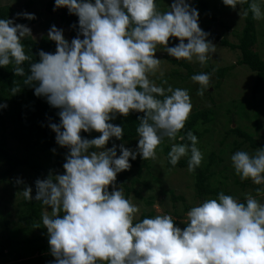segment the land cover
<instances>
[{
    "label": "clouds",
    "instance_id": "9594fccd",
    "mask_svg": "<svg viewBox=\"0 0 264 264\" xmlns=\"http://www.w3.org/2000/svg\"><path fill=\"white\" fill-rule=\"evenodd\" d=\"M223 3L233 9L248 4L240 16L250 11L253 19H264L260 0ZM61 7L78 16V34L69 42L63 29L52 25L47 37L56 42V51L40 50V60L29 64L27 75L22 65L31 57L21 41L32 30L0 18V67L14 65L24 85L59 109L60 121L50 127L57 143L69 149L63 174L37 179L35 197L30 186L22 191L26 200L51 209V215H42L55 257L49 264H264V203L250 193L243 201L223 191L203 199L187 211L182 228L171 214L137 219L139 207L115 185L117 174L131 168L130 158L156 159L164 138L175 141L185 127L193 108L188 90L158 86L149 75L160 67L158 45L177 60L195 58L201 65L216 52L199 25L197 8L189 0H173L165 12L156 0H55L53 10ZM16 16L36 18L28 12ZM172 37L179 39L175 46H169ZM210 78L211 73L191 77L201 85L198 95L209 88ZM19 91L18 86L11 89L12 95ZM132 111L144 113L138 117L136 148L124 143L106 147L113 137H124V127L111 121ZM93 130L101 135L82 137V131ZM185 139L191 143L172 144L169 163L177 165L190 151L188 171L194 172L203 153L191 130L179 136ZM230 159L242 181L264 186V147L255 153L238 150ZM256 193H264V187Z\"/></svg>",
    "mask_w": 264,
    "mask_h": 264
},
{
    "label": "trees",
    "instance_id": "16d2710c",
    "mask_svg": "<svg viewBox=\"0 0 264 264\" xmlns=\"http://www.w3.org/2000/svg\"><path fill=\"white\" fill-rule=\"evenodd\" d=\"M55 5V0H49L46 4V10L57 15L60 19V24L62 27L67 29L70 34L71 40L75 38L78 34L79 24L78 16L75 14H70L66 7H61L57 10H53ZM32 6V1L27 4V8ZM245 10L248 9V4L242 5ZM202 7L207 16L211 19L216 20V17L210 13L207 8V4L202 3ZM22 12L20 9H16L9 5L0 6V18L14 19L15 23L25 24L28 27L33 25L35 19H27L26 17H17L16 14ZM75 25V27H73ZM224 27H228L225 22H222ZM234 34L238 38V42H232L227 38H221L220 36L213 35L208 36L210 41L219 40L221 44L232 49L239 50L241 53L240 58L237 62L230 66L222 67L215 71L217 74L216 88L220 87L223 78L237 66L246 65L252 71L256 73V78L254 79L253 91L257 93L261 90L264 85V59L261 54L256 49L258 45V29L257 21L253 19L252 13L249 11L248 15L245 16V25L242 31H234ZM179 41L178 38L170 39L169 46H174ZM25 46V52L31 57L30 61H25L23 67L25 68V74H28L29 64L32 62H38L40 60L39 52L44 50L49 53H55L56 42L48 39L44 36L40 41L34 39L32 36L25 37L21 41ZM163 46V45H158ZM169 61L174 64L180 65L187 69L188 73L186 75L177 74V76L183 81H187L194 74L203 73L202 71L194 70L193 67L185 61L173 59L167 57ZM14 65L10 64L7 67H0V104H7L6 108H0V183L4 184L2 187L3 194L0 196L4 199L2 205L0 204V264L5 259L10 256L16 259L23 258L25 255L34 256L39 255L35 258L34 264H41L48 255L51 254L50 246L48 241V235L46 233V227L42 225V215L45 209L48 208L44 206L41 201L33 199L32 201L26 200L24 197L19 198L20 202L17 204L20 207V227H11V213L7 210V204L9 199H6L9 195L12 199L17 196V193H12L9 190L10 185L13 184V180L19 175V179L24 174L28 176V179L34 180V184L30 186L32 189L35 188V181L37 179L47 178V170H51L53 174H60L65 172L63 164L66 162V154L69 149L64 146H60L56 141V133L51 129V123H59L60 117L57 115L59 109L52 107L43 96L35 95V89L32 86L24 85V77L16 76L13 71ZM15 82V84H14ZM14 86H18L20 91L15 95H12L11 89ZM162 99V97H161ZM252 99H255L253 96ZM257 103H254L256 106ZM231 111L228 109V123L231 128L225 131L224 140L221 141V145H226L228 139L233 135V145L238 144V138L242 139L240 145L246 143L250 148L258 149L264 147V142H260L256 135H259V130H261V123L258 119L260 114L256 111L253 116V129L248 126H238L236 128L232 127V123L235 118L230 117ZM232 114V113H231ZM144 115V113L132 111L128 116H123L117 114L116 119L111 121L114 124H119L124 127V137L123 139H116L113 137L110 139L106 147H112L113 143L119 145L124 143L128 147L136 148L138 144L139 137L136 133V128L139 124L138 117ZM215 119L214 112L211 110H195L191 113L185 123L184 129L177 134V143H191L190 141H180L179 136L185 135L191 130L200 139L205 137L206 132L203 130V126H207L209 123H213ZM82 137H87L89 139L98 137L101 133L93 130L92 132H81ZM162 149L167 155V168H188V160L191 156L189 151L188 155L180 159L177 165L172 166L169 163L168 152L171 150L169 144L162 141ZM238 144V146H240ZM198 147V144H197ZM56 149L55 152L52 149ZM235 149V148H234ZM119 151V148L117 149ZM120 152V151H119ZM224 149L220 150V153L224 154ZM132 164L139 169V174L142 172V168H151L149 159L144 160L143 163H139L138 158L131 160ZM225 159L223 156L217 155L216 152H211L208 157L202 160L201 165L192 172L195 179V189L197 192V198L203 201L209 196L214 198L218 195L220 190L218 187H213L212 178L216 176V171L214 168L217 165L224 164ZM2 166V168H1ZM228 165L222 171L224 176V181L227 180L225 175ZM235 174V173H234ZM236 183L240 184L242 188H247L252 185V181L241 180L238 175L235 174ZM23 178V177H22ZM139 179L131 178L130 172L125 170L120 173L115 181V184L121 186L125 190V197L130 198L132 194L136 196H141V193L135 189V184ZM13 189H19V186H13ZM257 187H264L258 185ZM255 187V189H257ZM112 190V186H109V191ZM256 191V190H255ZM227 194L226 192H224ZM172 200L174 206L177 207V202L181 201L185 204L184 213L189 210L186 205V199L183 196H177L174 192H171ZM211 197V198H213ZM147 204L153 205L151 198H147ZM5 205V207L3 206ZM50 209V208H48ZM51 210V209H50ZM155 210L150 212H145L142 214L140 219L144 217L155 216ZM176 220V224L180 227H186L180 221V219L186 218L184 214L179 211H174L172 215ZM3 225V226H2ZM39 225V227H36ZM3 227V231L1 230ZM41 230L39 234L31 237L33 231ZM7 231V232H6ZM4 232V233H3ZM6 232V233H5ZM26 232V236L20 240L21 233ZM22 244H25L26 253L21 252ZM101 264H106V262H101Z\"/></svg>",
    "mask_w": 264,
    "mask_h": 264
},
{
    "label": "rangeland",
    "instance_id": "374dc122",
    "mask_svg": "<svg viewBox=\"0 0 264 264\" xmlns=\"http://www.w3.org/2000/svg\"><path fill=\"white\" fill-rule=\"evenodd\" d=\"M31 1L32 6L27 8V4H29ZM48 1L49 0H0V6L9 5L16 9H20L22 12L34 13L36 22L29 26L32 30V37L34 39L40 41L44 36H47L51 26L56 25L58 28L63 29L65 38L70 42L71 38L69 31L62 27L59 17L49 13L46 10V4ZM172 2L173 0H156L157 8L161 12L168 11L170 10L169 5H171ZM189 2L199 11V25L202 30L210 34L209 36L217 35L221 38H227L232 42H238V38L234 34V31H242L245 25V16H240L241 9L245 10L242 5H237L236 8L233 9L231 6H226L223 3V0H189ZM204 2L207 4V8L210 13L216 17V20L211 19L205 14L202 7V3ZM260 3L262 10H264V0H260ZM256 21L259 40L256 49L264 59V19ZM222 22H225L228 27H224ZM170 39L172 40L176 38L172 37ZM211 42L215 44L216 52L209 54V59L205 65H201L195 60V58L192 62L182 59V61L188 62L195 71L198 70L202 71L203 73H211L209 88L205 90L203 96L198 95V89L201 87L199 83L192 81L191 78L187 81H183L177 76V74L186 75L188 71L186 68L174 64L168 60L167 57L171 56L163 49L164 46H157L156 56L161 59L160 67L154 75L150 74L149 78L150 80L155 81L158 86L167 88L168 85H171L173 88L179 87L187 89L193 105L191 113L195 112L196 109H206L214 112L215 119L213 123H209L207 126L202 127L203 130L207 129L208 131L206 132L205 137L200 139L198 142V148L203 153V159L208 157L211 152H216L217 155L223 156L225 159L224 164L222 163L221 165H217L214 168L216 171V176L211 180V182L214 184L212 186L218 187L220 190L226 192L229 195L238 197L241 201L244 200L245 194L250 193L261 203H264V193L257 195L255 191V187L258 185L252 183V185L248 186L247 188H242L240 184L236 183V177L234 174L235 172L231 166L230 159L231 155L238 150H245L250 153H255L257 149L250 148L246 143L240 145L242 142V139L240 138L237 139L240 146H238V144L234 146L233 140L235 136L233 135L228 139L226 145H221V141H223L225 137V131L228 128H231L227 117L228 109L232 113H230V117L233 116L235 118L234 122L232 123V127L236 128L238 126H248L250 129H253V131H255V128H253V116L255 115L256 111H258L260 113L258 115V119L260 120L262 126L261 130H259V135L256 136L260 142H264V85L260 91L255 93L253 91V87L256 73L248 66L242 65L231 70L226 75V77L223 78L220 87L216 88L217 74L215 71L222 67L235 64L240 58L241 53L239 50H232L222 45L221 41L219 40H213ZM178 43L179 41L176 44ZM164 81H167V84H165ZM253 96H255V99H252ZM254 103H257V105L254 106ZM163 141H165L166 144H169L170 147L173 143H177L176 140L172 141L167 137H165ZM129 148L134 149L133 147ZM221 149H224L225 151L223 155L220 153ZM156 151L157 158L149 159L151 168L149 170L145 167L142 168V172L140 174L138 167L132 164L130 158L131 168L128 169V171L130 172L131 178L139 179V181L135 184V189L141 193V196L132 194L129 198L131 202L137 205L140 209L139 213L137 214V219H140L143 213L150 212L152 210H155L156 215H173L174 211H179L186 217V213H184V209L186 207L184 202L178 201L177 207L174 206L171 192H174L177 196H183L186 199V205L190 210L192 206H195L201 202V200L198 199L196 195L197 192L195 189L194 176L192 172L188 171V168H167V155L162 149V144L158 146ZM117 154H120L118 150ZM137 158L139 163H143V159L139 155ZM226 165L229 167L225 172L227 180L224 181L222 171L225 169ZM46 172L47 177L50 173L53 174L51 170H47ZM63 173L64 172L60 174ZM120 173H118L117 176ZM18 179L19 175L14 178L13 184L9 187V190L12 191V193H17V196L12 199L8 195L6 198L9 199L7 210L11 213V220L13 222L11 227H20L19 222L21 206H18L17 204L20 202L19 198L24 197L22 191L31 184H34V180L28 179V176L25 174L20 177V179L24 181L23 183H17ZM115 185L117 188L121 187L117 184ZM3 186L4 184L1 185L0 183V196L3 194V192H5L2 190ZM13 186H19V189H13ZM32 190V195L35 197L36 190ZM123 191L125 195V190L123 189ZM147 198H151L153 205L147 204ZM3 200L4 199L0 198L1 205L4 202ZM3 206L5 207V205ZM45 212H48V214L51 215L50 209L46 208ZM184 220H186V218L180 219L181 222ZM1 230L3 231V227H1ZM40 232L41 230H36L29 235L34 237ZM25 236L26 232H22L20 240H22ZM21 252L26 253L25 244H22ZM38 256V254L34 256L25 255L23 258L19 259L10 256L6 260L4 259L1 264H34L35 258ZM53 260H55V257L49 254L47 259H45L41 264H49V262Z\"/></svg>",
    "mask_w": 264,
    "mask_h": 264
}]
</instances>
